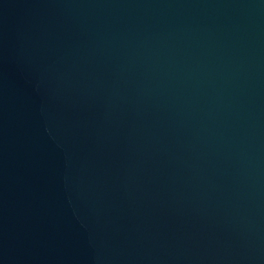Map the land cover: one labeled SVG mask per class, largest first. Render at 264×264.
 <instances>
[{
    "label": "water",
    "instance_id": "obj_1",
    "mask_svg": "<svg viewBox=\"0 0 264 264\" xmlns=\"http://www.w3.org/2000/svg\"><path fill=\"white\" fill-rule=\"evenodd\" d=\"M0 264H264V0H0Z\"/></svg>",
    "mask_w": 264,
    "mask_h": 264
}]
</instances>
